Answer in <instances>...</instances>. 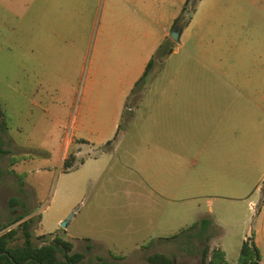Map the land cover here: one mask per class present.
Masks as SVG:
<instances>
[{"label": "rangeland", "instance_id": "rangeland-1", "mask_svg": "<svg viewBox=\"0 0 264 264\" xmlns=\"http://www.w3.org/2000/svg\"><path fill=\"white\" fill-rule=\"evenodd\" d=\"M236 13L249 17L247 26L241 25L239 41L252 49L224 51L225 78H256L255 90L264 95V0H241ZM102 15L100 0L86 20L87 43L80 54L79 73L68 84L62 81L67 65L63 57L49 54L48 66L41 73L28 72L38 68L26 50L37 44L42 28L39 0H0V103L4 112L0 236L32 219L38 245L62 237L74 244L73 252L85 255L78 264H151L148 257L154 253L166 254L173 264H208L204 251L209 248L211 255L218 248L213 242L221 234L219 222L225 220L228 230L222 246L227 261L236 263L244 235L254 233L264 209V180H260L262 201L253 211L248 207L227 211L206 202L199 207L184 197L157 195L151 190L153 181L135 171L131 155L137 151L143 113L128 108L110 151L73 141L79 135V115L89 114V99L84 100L83 91ZM49 40L50 46L55 45V38ZM156 71H151L147 81ZM235 91L226 85V92ZM260 135L264 138L261 124L243 139L251 142ZM252 167L247 165L246 170ZM256 174L255 178L260 176L259 169ZM12 199L18 200L14 206ZM17 217L23 220L5 229ZM206 230L213 238L203 236ZM22 242L20 233L13 245Z\"/></svg>", "mask_w": 264, "mask_h": 264}, {"label": "crops", "instance_id": "crops-1", "mask_svg": "<svg viewBox=\"0 0 264 264\" xmlns=\"http://www.w3.org/2000/svg\"><path fill=\"white\" fill-rule=\"evenodd\" d=\"M186 1L103 0L83 91L84 100L89 99V114L79 115V135L73 141L102 148L117 138L127 108L142 112L137 151L131 156L136 160L135 171L154 182V193L184 197L199 207L206 202L227 211L252 210V204L262 201L264 138L260 135L251 142L243 138L264 125V95L257 94L254 85L258 80L251 76L226 80L222 58L225 50L240 53L252 49L239 41L241 25L245 28L249 17L237 16L241 0H201L189 24L178 27L180 42H175L170 34ZM39 2L42 28L37 44L26 50L38 68L28 72L41 73L48 66L49 54L55 59L63 57L67 65L62 81L71 84L87 43L86 20L100 0ZM50 38L56 39L55 45L50 46ZM167 38L175 44L173 53L163 67L152 69L158 71L144 91L134 93ZM226 85L238 91L226 92ZM250 164L252 169L246 170ZM257 169L261 177L255 178ZM219 228L221 234L213 243L227 261L222 246L227 221L221 220ZM202 234L212 237L210 230ZM251 235L264 264V209L254 233L244 235L241 247Z\"/></svg>", "mask_w": 264, "mask_h": 264}, {"label": "trees", "instance_id": "trees-1", "mask_svg": "<svg viewBox=\"0 0 264 264\" xmlns=\"http://www.w3.org/2000/svg\"><path fill=\"white\" fill-rule=\"evenodd\" d=\"M200 1H186L180 15L175 20L174 28L186 27L189 24L196 10V6ZM174 46L175 44L170 38H167L160 45L156 54L148 64L144 76L137 83L134 93L141 94L144 91L147 77L150 75L152 69L157 65L163 67L165 60L173 53ZM3 118L4 112L0 103V129L3 128ZM113 143L114 141H110L103 146V152L110 151ZM71 167L72 165H69L67 168ZM10 203L14 206L18 203V200L12 199ZM21 220H23L22 217L13 219L5 229ZM32 223V219L24 220L17 229L10 230L0 236V264H78L84 259L85 255L83 253L73 252L74 244L62 237H55L49 243L38 245L34 239ZM20 233L23 242L18 245H13L17 241ZM59 254L62 255V258H60ZM204 259H208V264H227L225 253L221 249L212 250L210 255V249L206 248L204 251ZM261 259V253L255 243L254 235H251L244 241L241 247L237 264H261ZM148 261L151 264H173V260L163 253L150 255Z\"/></svg>", "mask_w": 264, "mask_h": 264}, {"label": "water", "instance_id": "water-1", "mask_svg": "<svg viewBox=\"0 0 264 264\" xmlns=\"http://www.w3.org/2000/svg\"><path fill=\"white\" fill-rule=\"evenodd\" d=\"M180 33H181V29L180 28H176L174 29L171 34H170V38L175 41V42H180ZM63 227H66V223L64 222L62 224Z\"/></svg>", "mask_w": 264, "mask_h": 264}, {"label": "built area", "instance_id": "built-area-1", "mask_svg": "<svg viewBox=\"0 0 264 264\" xmlns=\"http://www.w3.org/2000/svg\"><path fill=\"white\" fill-rule=\"evenodd\" d=\"M257 208V206L255 205V204H252V209H256Z\"/></svg>", "mask_w": 264, "mask_h": 264}, {"label": "bare ground", "instance_id": "bare-ground-1", "mask_svg": "<svg viewBox=\"0 0 264 264\" xmlns=\"http://www.w3.org/2000/svg\"><path fill=\"white\" fill-rule=\"evenodd\" d=\"M183 27V26H182ZM129 102V101H128ZM23 206V205H22Z\"/></svg>", "mask_w": 264, "mask_h": 264}]
</instances>
